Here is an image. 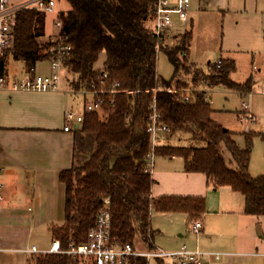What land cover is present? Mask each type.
Returning <instances> with one entry per match:
<instances>
[{
    "label": "trees",
    "instance_id": "1",
    "mask_svg": "<svg viewBox=\"0 0 264 264\" xmlns=\"http://www.w3.org/2000/svg\"><path fill=\"white\" fill-rule=\"evenodd\" d=\"M65 1L69 8L57 12L54 20V24L56 20L61 22L60 39H45L47 13L25 7L17 13L12 45L0 58L2 72L7 56L24 61L27 70H31L38 62L51 58L56 44L68 45L64 64L72 75L70 85L79 88L84 82L95 81L100 87L103 73L108 75V87L120 82L122 90L113 103L111 96H104L106 117L101 118L98 112H84L83 122L74 128L73 164L60 173L66 185L65 221L49 226L53 240L60 241L62 250L88 240L107 201L112 238L120 245L131 243L139 249L155 246L158 230L152 226L153 210L184 212L189 222L199 220L205 211L204 196L152 195L155 179L148 168L152 149L148 127L155 95L159 120L169 128L161 136L181 134L178 140H188L187 145L157 143L156 155L182 157L185 171L205 173L214 187L230 186L240 191L245 196L246 212L264 215V174L254 176L249 170L254 140L264 137V133L245 132V146L240 147L237 132L215 119L216 110L207 91L223 85L250 92L253 78L235 81L232 75L237 65L231 58H220V64L209 63L208 70L190 61L192 30L163 48L174 71L170 78L161 76L157 70V39L147 24L155 0ZM102 53L105 59L97 68ZM156 87L162 90L155 92ZM188 94L190 98L186 100ZM151 261L137 257L132 258L131 264ZM155 261L165 264L164 258ZM27 264L89 263L66 252H41L31 254ZM174 264L182 263L175 260Z\"/></svg>",
    "mask_w": 264,
    "mask_h": 264
},
{
    "label": "crops",
    "instance_id": "2",
    "mask_svg": "<svg viewBox=\"0 0 264 264\" xmlns=\"http://www.w3.org/2000/svg\"><path fill=\"white\" fill-rule=\"evenodd\" d=\"M218 7L224 12L228 32L222 46L226 53L218 60L234 59L237 69H243L247 77L244 81L252 77L254 85L250 92L237 91L251 95L247 112L252 115L251 122L241 118L244 107L236 111V127L223 125L214 117L222 126L237 132L236 137H244L251 130L264 133V0H224ZM46 33L48 36L47 26ZM245 53L250 55L253 70L248 69ZM10 57L6 58L4 72L10 78L25 74L26 66L10 74ZM50 71L51 67L45 73ZM61 87L58 92L10 87L0 90V182L4 193L0 201V264H27L33 245L41 250L50 248L42 245L46 238L53 242L49 226L65 221L66 185L60 173L73 164L74 130L63 129L64 114L67 109H81L82 103L64 92L69 81L63 80ZM212 89L207 88L211 103ZM261 147L264 148V137L257 136L249 165L254 176L264 174ZM158 157L162 159L155 161L151 171L155 179L152 195L204 196L206 208L199 217L204 224L199 235L189 229L186 213L160 212L168 220L155 226L153 210L151 222L158 230L155 245L158 235L167 234L178 238L177 250L187 245L191 250L203 251L199 264H264V215L246 212L244 194L230 186L214 187L205 173L185 171L180 156ZM35 235L44 238L40 240Z\"/></svg>",
    "mask_w": 264,
    "mask_h": 264
},
{
    "label": "built area",
    "instance_id": "3",
    "mask_svg": "<svg viewBox=\"0 0 264 264\" xmlns=\"http://www.w3.org/2000/svg\"><path fill=\"white\" fill-rule=\"evenodd\" d=\"M57 0H24L14 3L12 0H0V58L5 55L6 50L12 45L14 40L13 26L16 22V16L22 8H37L45 13L55 11ZM192 0H155V7L152 11L150 26L152 34L157 39L156 50L161 52L167 46V34L169 33L177 15L181 20H187L190 17ZM61 22L56 20L55 26L60 27ZM61 36L57 31L52 40H58ZM70 49L68 45L56 44L50 58L51 71L49 73H38L35 68L27 70L25 74L10 78L5 72L0 70V90L4 88H13L14 90L36 91V92H58L62 90L61 84L68 72L64 58L66 51ZM221 63V60H218ZM69 74V72H68ZM107 73H103L99 79L100 87L97 83L84 82L79 88H75L69 83V87L64 90L68 95L81 100L82 108L67 109L64 114L66 124L65 131H73L84 120V112H98L101 118H105L108 111L104 107L106 95L111 96L110 103L114 102V97L121 92L120 82H115L111 87L107 86ZM161 87L154 88L157 92ZM171 92L175 89L169 88ZM136 91H141L137 89ZM128 92H133L132 90ZM190 93V92H188ZM189 94L186 96L188 100ZM244 110L248 112V103L243 102ZM150 123L148 130L151 133L152 149L148 155V168L150 171L154 168L156 152L155 147L159 137L167 132L169 128L159 120V111L156 95L153 97L151 105ZM249 117L252 115L248 114ZM4 199L3 183L0 182V201ZM204 228L203 222L194 220L190 223L191 231L199 235ZM32 253L41 252H66L75 258H78L89 264H131L132 258L144 257L149 262L156 258H172L182 264H199L204 255L203 251L191 250L187 245H183L179 250L166 251L158 246L151 249L134 248L131 243L120 245L111 235V215L108 207V201L100 209L96 225L89 231L88 240L80 244H72L68 250H62L61 243L55 239L48 250H41L36 245L30 249ZM264 262V253H263Z\"/></svg>",
    "mask_w": 264,
    "mask_h": 264
},
{
    "label": "rangeland",
    "instance_id": "4",
    "mask_svg": "<svg viewBox=\"0 0 264 264\" xmlns=\"http://www.w3.org/2000/svg\"><path fill=\"white\" fill-rule=\"evenodd\" d=\"M24 0H12L14 3H19ZM224 0H193L191 7V18L189 17L187 20H181L177 15L174 16V21L171 26L169 33L167 34V44L171 45L180 40V36L183 32L187 30L193 31V40L191 42L190 48V61L197 64L199 67H202L208 70L209 63H215L218 61V58L221 55H224L226 52H222V46L225 40V16L224 12L220 11L219 5L223 4ZM69 8V4L65 0H57L56 9L52 13L47 14V30L49 32L48 36L46 35L45 39L54 36L57 33V28L53 23V19L57 15V12L61 10H66ZM194 18V20H193ZM148 26H152L153 22L151 19L147 22ZM229 28H226V31ZM234 36L237 37V33H234ZM236 39V38H234ZM247 59L246 63L248 65V69L252 68V64L250 63V55L245 53ZM52 58V56H51ZM105 59V53L100 55L98 62L96 63L97 68H101ZM50 59L43 60L37 63L38 73H45L50 70ZM26 66L25 62L22 60H15L10 57L9 59V69L10 74H16L19 70ZM42 66L46 67V70L42 69ZM256 68V67H255ZM157 70L158 73L165 77L170 78L173 74L174 68L172 63L170 62L167 54L165 52H160L157 59ZM253 70V68H252ZM65 79L69 81L72 79V75L65 74ZM247 77L244 74L243 69H237V71L233 74V79L241 82L244 81ZM70 83V82H69ZM192 89V88H190ZM201 89V88H200ZM188 92H191L189 90ZM251 95H241L237 91L232 89H228L223 85L216 86L212 89V104L213 107L218 110L215 112L214 116L221 124L229 125L230 127H236L234 124H238L237 118V109L243 108V102L250 100ZM243 111V110H242ZM245 118L247 122H251V118L247 115L246 111L241 113V118ZM104 119V118H103ZM230 119V120H229ZM233 120V122H232ZM227 128L226 126H224ZM178 135L175 134L166 139L165 136H160L158 143L160 145H187L188 140L181 139L177 140ZM171 140V141H169ZM238 144L240 147L245 146V140L242 135H238L236 137ZM261 152H264V148H260ZM228 156V154H227ZM158 157V156H157ZM155 161L161 160L162 158L158 157ZM253 166V165H252ZM253 168V167H252ZM153 224L157 226V224L168 220V216L162 214L157 211H153ZM191 223V222H190ZM190 223H188V227L190 229ZM187 227V228H188ZM191 230V229H190ZM192 232V231H191ZM193 233V232H192ZM35 237H37L35 235ZM38 239H43L44 237L38 236ZM39 240V241H40ZM43 247L49 248L51 246V241L49 238L43 240ZM156 245L162 247L166 250H177L180 246L178 244V238L174 236H168L167 234H160L156 237ZM33 254V253H32ZM175 260L172 258H165V264H174ZM150 264H157L155 259L151 261Z\"/></svg>",
    "mask_w": 264,
    "mask_h": 264
},
{
    "label": "water",
    "instance_id": "5",
    "mask_svg": "<svg viewBox=\"0 0 264 264\" xmlns=\"http://www.w3.org/2000/svg\"><path fill=\"white\" fill-rule=\"evenodd\" d=\"M76 127H78V125H76Z\"/></svg>",
    "mask_w": 264,
    "mask_h": 264
}]
</instances>
